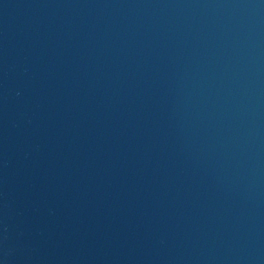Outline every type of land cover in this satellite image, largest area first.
<instances>
[{
  "label": "water",
  "instance_id": "water-1",
  "mask_svg": "<svg viewBox=\"0 0 264 264\" xmlns=\"http://www.w3.org/2000/svg\"><path fill=\"white\" fill-rule=\"evenodd\" d=\"M0 264H264V0H0Z\"/></svg>",
  "mask_w": 264,
  "mask_h": 264
}]
</instances>
